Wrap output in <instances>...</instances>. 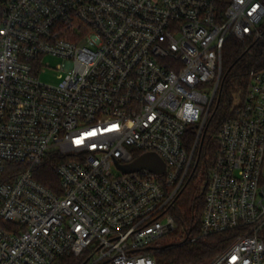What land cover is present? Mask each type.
Instances as JSON below:
<instances>
[{"label": "built area", "instance_id": "built-area-1", "mask_svg": "<svg viewBox=\"0 0 264 264\" xmlns=\"http://www.w3.org/2000/svg\"><path fill=\"white\" fill-rule=\"evenodd\" d=\"M263 23L264 0H0V264H158L151 248L176 228L167 210L225 42L260 36ZM47 55L68 62L58 83L41 80ZM145 152L164 173L118 167ZM51 155L58 191L36 178ZM263 227L260 68L220 129L205 191L201 234L239 233L204 264H264Z\"/></svg>", "mask_w": 264, "mask_h": 264}, {"label": "trees", "instance_id": "trees-1", "mask_svg": "<svg viewBox=\"0 0 264 264\" xmlns=\"http://www.w3.org/2000/svg\"><path fill=\"white\" fill-rule=\"evenodd\" d=\"M264 68V23L261 35L239 40L229 37L223 48L221 80L211 104L207 122L193 153L190 174L167 212L174 218L176 228L167 234L172 242L153 245L152 255L158 264H204L214 255L226 249L239 233L238 229L201 234L205 191L210 170L219 146V132L223 123L235 113L249 74L253 69ZM238 100V101H237ZM198 134V126H190L186 134V146L191 152ZM55 156L51 155L40 167L36 178L59 190L58 176L54 170ZM15 171L22 166L10 163ZM264 241V227L260 231ZM195 237V240L191 238ZM82 257L61 256L55 264H81Z\"/></svg>", "mask_w": 264, "mask_h": 264}, {"label": "rangeland", "instance_id": "rangeland-1", "mask_svg": "<svg viewBox=\"0 0 264 264\" xmlns=\"http://www.w3.org/2000/svg\"><path fill=\"white\" fill-rule=\"evenodd\" d=\"M43 62L47 64V66L44 67V71L40 76L41 80L47 83H58L60 81V75L66 74L69 70V67L67 66L68 62L62 57L47 55L44 57ZM169 242H172L171 237L165 235L154 245L161 246Z\"/></svg>", "mask_w": 264, "mask_h": 264}, {"label": "water", "instance_id": "water-1", "mask_svg": "<svg viewBox=\"0 0 264 264\" xmlns=\"http://www.w3.org/2000/svg\"><path fill=\"white\" fill-rule=\"evenodd\" d=\"M125 172H132L142 168L162 174L165 172L166 165L162 158L155 152H145L138 156L133 162L127 165L117 164Z\"/></svg>", "mask_w": 264, "mask_h": 264}]
</instances>
